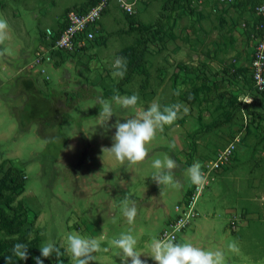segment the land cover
<instances>
[{
	"label": "rangeland",
	"instance_id": "374dc122",
	"mask_svg": "<svg viewBox=\"0 0 264 264\" xmlns=\"http://www.w3.org/2000/svg\"><path fill=\"white\" fill-rule=\"evenodd\" d=\"M93 1V5L103 3L98 21L100 39L84 52L70 54V60L54 65L35 61L40 54L41 32L54 30L66 10L84 8L91 0H3L0 8V19L9 25L8 38L0 44V177L9 166L20 171L23 188L10 204L12 214L28 232L29 240L38 238V247L51 241L61 250L60 256L49 258L40 253L43 264H73L65 252L66 235L71 232L100 240L101 250L94 253L91 264H121L119 250L111 241L129 229L137 239V250L144 254L141 259L155 264L149 256L151 240L176 216L174 208L192 196V183L184 170L194 161L201 163L207 182L194 200L197 216L176 235L177 242L222 250L224 264H264V117L254 116H264V99L254 95L251 109L234 110L229 121H224L226 102L213 97L211 89L214 63L204 58L205 54L211 56L217 39L220 46L221 39L228 38L230 49L242 55L243 61L250 60L256 41L250 27V22H255L251 4H244L242 10H220L212 5L216 0ZM130 3L128 13L124 5ZM158 22L159 34H149L145 47L147 81L135 74L118 88L121 78L113 76L116 58L127 62L126 52L134 48L141 26L153 30ZM224 29L226 36L221 32ZM172 46L182 51L172 53ZM230 49L225 53L232 56ZM189 63H197L191 68L200 72L193 83L192 73L187 75L181 68L190 67ZM243 70L238 82L244 81L239 83L244 92L236 86L241 92L236 98L242 100L250 95L244 79L249 69ZM30 78L43 91L86 87L93 95L72 105L59 106L52 101L57 121L27 123L26 118L19 119L26 112L19 81ZM189 83L200 93L185 105L181 96ZM199 84L210 88L207 103L199 99L203 92ZM179 85L183 90L174 95ZM116 94L137 95V106L121 107L111 99ZM101 99L112 104L108 127L99 119ZM152 102L162 108L182 103L189 112L185 115L181 111L173 125L157 132L147 145L149 156L143 163L121 165L108 153L103 154L102 149L113 144L115 128L111 126L147 109ZM215 121L218 126L205 129ZM220 154L225 156L223 164L211 168ZM166 156L178 165L174 174L182 185L179 188L159 186L151 178L156 171L153 161ZM125 195L135 200L138 209L133 225L122 215ZM0 238L8 242L13 237L2 231ZM232 243L238 251L229 249Z\"/></svg>",
	"mask_w": 264,
	"mask_h": 264
},
{
	"label": "clouds",
	"instance_id": "9594fccd",
	"mask_svg": "<svg viewBox=\"0 0 264 264\" xmlns=\"http://www.w3.org/2000/svg\"><path fill=\"white\" fill-rule=\"evenodd\" d=\"M260 10L258 9V11ZM8 28L7 21L0 19V44L8 38ZM113 68V76L123 78L127 71L125 58L117 57ZM182 90L183 86L179 85L174 95H179ZM111 99L125 109H134L139 101V97L135 94L131 96L116 94ZM99 103L101 125L108 127V122L113 116L112 104L103 99ZM181 111L186 115L189 109L182 103L166 105L162 108L158 102H152L147 109L139 111L124 122L117 120L111 126L115 128V134L112 137L113 144L110 148H103V154L108 153L121 165L125 162L130 165L143 163L149 156L147 145L155 139L158 131H163L166 125H173L180 118ZM152 167L156 171L151 178L159 186L172 185L177 188L182 186L175 179L174 174L178 165L170 156H166L163 160L155 159ZM201 169V163L194 161L184 170L188 180L198 189H202L207 182L206 175ZM121 210L127 223L133 225L138 214L135 200H131L128 195H125L121 201ZM111 245L119 250L121 264H146V261L141 259L144 254L137 250V239L131 229L128 232L120 233L118 238L112 239ZM149 247V256L155 261V264H224L225 260L222 250H207L190 242H177L174 233L165 234L163 238H153ZM229 249L238 251L235 243L230 244ZM39 250L43 258H49L53 254L56 256L62 254L60 248L51 241L41 244ZM100 250L101 242L97 238L82 236L75 232L66 235L65 252L71 257L73 264H91L95 260L94 253H98ZM11 252L12 255L5 257V264H13V257L18 260H27L28 258V246L25 243H15ZM35 262L43 264V259L36 257Z\"/></svg>",
	"mask_w": 264,
	"mask_h": 264
},
{
	"label": "trees",
	"instance_id": "16d2710c",
	"mask_svg": "<svg viewBox=\"0 0 264 264\" xmlns=\"http://www.w3.org/2000/svg\"><path fill=\"white\" fill-rule=\"evenodd\" d=\"M93 4H94V1L91 0L89 6H86L84 8L82 7L81 8H70L69 10L65 11V14L67 11H70V10H73L76 13L82 14L86 12L90 7L94 6ZM2 7H3V0H0V8ZM65 14H64V17H65ZM64 17L60 21L58 28L54 32L49 29L51 34L48 37L45 34V30L48 28H45L43 32H41V35L38 38L39 39L38 46H39L40 54L42 53L43 50H45L46 51L45 55L49 58L48 62H52L53 65L57 62L59 63V62H62L68 59L70 60L71 58L70 54H72V57H73V55H76L77 53H82L90 47L91 43H94L97 39H100L98 35L100 33V29H98V32L94 34L93 39L88 40L85 46L79 49L70 51V50H65V49L51 48V46L53 45V42L58 37L61 29L64 26ZM100 17H101V13H100ZM256 21H257V18H256ZM160 27H161V22H158V27L153 30H149L147 26H143V25L141 26L140 36L137 39L134 48L126 52L128 55L127 71L125 75L123 76V78H121L118 81V84H117L118 88L129 83L135 74L142 75L144 77V81L145 82L147 81L148 72L146 70L145 62H144L145 47H146V43L151 39L150 36L155 37L159 34ZM256 35L257 34H255V36ZM57 56H60V58H58ZM236 71H238L239 75H241L238 69H234V72ZM243 71H242V74H243ZM194 72H196V74ZM185 73L187 74L192 73V76H190V79L192 81L191 83L195 82L196 76L200 74L199 71H195V68L194 70H190V71L189 69H185ZM238 73L236 72L234 74V81ZM248 73H249L248 77H244V79L245 81H248V87L250 89L249 90L250 93L248 94H250L249 96L251 98L254 95H258V94L255 92V90L252 87L250 70ZM19 83H20L19 91L23 92V94L25 95L23 106L26 107V112L24 114H21L19 116V119L26 118L25 120L27 123L40 124L48 120L51 122H55V120L57 121L58 114H56V109L51 106L53 105L51 104L52 101H54V103L59 106L60 105H72V104H76L79 102H83L87 98H89L91 95H93V94H90V92L87 90L86 87H80V88H77L69 92L64 91L62 89L53 90L52 88H49L47 91H43L39 89L36 85H34L33 80L31 78L22 79L21 81H19ZM186 86L188 87V89L185 90L183 92L184 94L181 96V99L185 103V105L190 104V102H192L196 98L195 96L197 95V93L198 92L200 93V90L196 87H193L190 83L186 84ZM199 86H202V84H199ZM214 88L215 86H211V89H214ZM201 89L203 92L201 91L202 94L199 99L202 102L205 101V103H207L208 102L207 95L210 94L209 93L210 88L206 89L205 86H202ZM238 93L240 92L237 90H234L233 93H228L227 90H224L223 92L220 93V95L216 96L218 99L222 98V100L226 102L225 108L228 111L225 113L224 121H229L231 114L233 113L234 110H239L241 107L242 108L244 107L245 110L248 111L254 105V102H252V100L249 103H245V102H242L239 99V97L236 98V95L238 96ZM226 94H228L227 97H225ZM258 96L262 97L261 95H258ZM249 113L254 114L253 112H249ZM22 115H23V118L21 117ZM254 116L258 117L256 119H261L264 117L262 116V114H257V115L254 114ZM214 126H218L217 121L213 122L210 125L205 126V129H212ZM0 172H1V169H0ZM21 177H22V174L14 166H9L0 177V232L3 231L6 235L13 237L8 242L0 238V264H5V257L12 255V252H11L12 247L15 243H18V242L27 244L28 258L27 260H18L17 258L13 257V264H36L35 258L40 257L39 247L37 244L38 238L33 237L32 239L29 240L28 232L22 229L21 225L17 222L18 217L15 214H12L13 207L10 204L13 201L14 197H16L17 195L21 193L22 188H23ZM194 218L190 220L189 225L191 224V221ZM233 227H234V224H231L229 226L230 229H232ZM233 232L234 230L232 229L231 233Z\"/></svg>",
	"mask_w": 264,
	"mask_h": 264
},
{
	"label": "built area",
	"instance_id": "2783aa9c",
	"mask_svg": "<svg viewBox=\"0 0 264 264\" xmlns=\"http://www.w3.org/2000/svg\"><path fill=\"white\" fill-rule=\"evenodd\" d=\"M216 2L220 5H231L234 0H216ZM131 5L132 3L124 5V9L128 13L131 11ZM102 8L103 3L99 2L82 14L76 13L73 10L67 11L64 17V26L51 48L71 51L85 46L86 42L93 39L94 34L98 32V21ZM258 9L261 10L258 11ZM252 13L257 18V22L254 25V31L257 35L249 60V70L253 89L258 95L264 98V0H254ZM45 34L48 37L51 34L50 30L46 29ZM45 54V50H43L41 54H38L35 59L36 63L41 60L48 62L49 58ZM242 99L240 100L245 103L251 101L249 96L244 100ZM224 160V154H220L216 161L212 163L211 168L222 165ZM191 191L192 196H190L189 199H184V203L181 206H176L174 208L177 210L176 216L168 222L166 228L159 232L157 238H163L165 234L174 233L176 236L182 233L189 225L190 220L197 215L194 211L195 208L193 209L194 200L195 197L199 195L201 189H198L197 186L194 185Z\"/></svg>",
	"mask_w": 264,
	"mask_h": 264
},
{
	"label": "crops",
	"instance_id": "0c3cea01",
	"mask_svg": "<svg viewBox=\"0 0 264 264\" xmlns=\"http://www.w3.org/2000/svg\"><path fill=\"white\" fill-rule=\"evenodd\" d=\"M244 4H249V5L251 4L250 14H251L252 18H254L255 22H250L251 24L247 23L246 25L250 24V27L253 28V31H254V25L257 21H256L255 16L252 13V7L254 4L253 0L252 1L251 0H247V1L246 0H235L231 5H220V4L218 5V3L215 2L212 5H213L214 9L216 7H219L220 10L234 7V9L242 10L244 8L243 7ZM58 25H59V23L57 24L56 28L54 30H52L53 32L58 28ZM225 31H227V30L224 29L221 32H224L223 35L226 36L228 34ZM217 33H218V31H217ZM254 34H256L255 31H254ZM231 35H233V34H231ZM227 40H229V39L227 38ZM227 40H224L222 38L221 39V45L219 46L218 45L219 41L217 39L215 44H214V47L212 49V52L210 54L211 56H208V54H205V56H204L205 59L208 57L206 60L212 61L214 63L213 82H214V78H215L216 82L214 84L212 82V85L215 86V88L213 89V90H215L213 92V93H215L214 96L212 95L213 97L220 95V93L223 92L224 90H227L228 93H233L234 90H237L236 86L241 88L240 85H243V82H244V81L238 82L241 79L240 77H242V71L241 70L244 68H249V61L248 60H246L247 62L243 61L242 55H240V56L237 55L238 53L234 52V48L230 49L229 46L230 45L232 46V41L230 40V42H228ZM229 49L231 50L230 52L233 54L232 56H229L225 53V52H229ZM181 51H182L181 48L172 46V51H171L172 53L175 52V54H177V53H180ZM234 56H236L235 60H234ZM243 62H246V63H243ZM189 64H190V67L189 66H186V67L182 66L181 68L183 70L189 69V71H190V70H194V68H191V67H195V65H197V63L195 65H192V63H189ZM161 65H162V63H161ZM160 67H163V66H160ZM234 69H238L239 72L241 73V75H239L238 71H236L238 73V75L235 77V81H234V74L236 72H234ZM187 75H190V74H187ZM239 83H240V85H239ZM241 91L244 92V90L242 88H241ZM227 96H228V94L225 95V97H227ZM208 99H210V98L207 96V100ZM192 187H193V184L191 185L190 190H192ZM174 211L176 212L175 209H174ZM207 213H209V212H207ZM204 217H209V216L205 215Z\"/></svg>",
	"mask_w": 264,
	"mask_h": 264
}]
</instances>
